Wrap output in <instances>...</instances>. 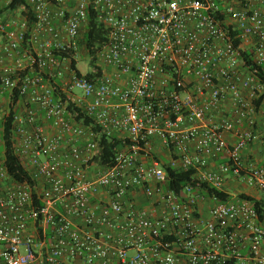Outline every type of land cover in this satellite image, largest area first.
<instances>
[{"label": "built area", "instance_id": "obj_1", "mask_svg": "<svg viewBox=\"0 0 264 264\" xmlns=\"http://www.w3.org/2000/svg\"><path fill=\"white\" fill-rule=\"evenodd\" d=\"M23 1L30 29L0 4V147L16 99L11 150L33 184L0 152V264H264V218L229 192H264V163L241 158L264 85L239 54L264 66V0ZM89 9L107 31L92 64ZM99 135L117 143L106 164ZM166 169L232 198L178 196Z\"/></svg>", "mask_w": 264, "mask_h": 264}, {"label": "trees", "instance_id": "obj_2", "mask_svg": "<svg viewBox=\"0 0 264 264\" xmlns=\"http://www.w3.org/2000/svg\"><path fill=\"white\" fill-rule=\"evenodd\" d=\"M12 11L19 12L20 16L25 19L28 29L32 27L34 20L29 12L28 7L26 6L23 0H5V5L1 9V13L9 14ZM27 33L25 35V39H27L28 36ZM106 38H107V31L99 23L95 12L89 9L87 11V25L85 27V31L82 34L81 43L87 56L91 57V62H90L91 64H92V60L94 59L93 58L94 55L105 44ZM22 47L26 48L27 42H24ZM234 47L238 49L239 44L234 43ZM52 51L54 55L57 57L63 56V52L56 50H52ZM239 52L242 61V67L248 69L251 73H253L254 76L264 85V66H257L252 62L251 52L248 49L242 48L241 50H239ZM71 64L72 66L75 65L73 61L71 62ZM93 72L95 73L98 72V69L95 68V71ZM92 75L88 74L87 76L90 78ZM16 103L17 100L13 99L12 103L9 104L8 106L9 118H8V122L3 126V135H2L3 145L2 147H0V152H2L3 154V165L6 169L7 174L18 183H25L32 185L33 181L29 176V174L25 171L22 165V160L16 157L11 150L10 120L12 115L16 113L15 110ZM258 105L259 103L256 104V106ZM71 118L81 123L82 125L85 126L90 125V121L81 115H73ZM94 131L98 133V130L96 128H94ZM97 145L99 148V155L95 158V161L100 164L109 163L113 157V154L117 149V143L113 139H108L102 135H99L97 138ZM166 180H167L166 187L172 190L178 196H182L183 189L185 188V186L190 185L195 191L201 192V190H203L204 194L215 197L217 202L220 203L230 201L232 198L228 194H223L219 191L206 188L205 186L198 187L191 181L189 173L173 172L169 169H166ZM237 197L240 199L247 200L257 212L260 220L264 218V195H262V197H260L259 199L250 197L245 194H240Z\"/></svg>", "mask_w": 264, "mask_h": 264}, {"label": "crops", "instance_id": "obj_3", "mask_svg": "<svg viewBox=\"0 0 264 264\" xmlns=\"http://www.w3.org/2000/svg\"><path fill=\"white\" fill-rule=\"evenodd\" d=\"M5 4V0H0V4ZM255 130L258 134V141L256 143L248 145L241 153V158L244 162L247 163H253L254 165H261L264 163V143H263V138H264V118H257L256 120V127ZM228 145H230L233 141L231 136L227 137ZM223 161V160H222ZM221 162V161H220ZM237 187V186H236ZM230 187H229V192H230ZM237 189H240L244 192L245 195H248L250 197L259 199L260 195L258 193L260 191H255V190H250V189H245L241 187H237ZM230 194L234 197L231 192Z\"/></svg>", "mask_w": 264, "mask_h": 264}, {"label": "rangeland", "instance_id": "obj_4", "mask_svg": "<svg viewBox=\"0 0 264 264\" xmlns=\"http://www.w3.org/2000/svg\"><path fill=\"white\" fill-rule=\"evenodd\" d=\"M16 16H19V12L16 13ZM77 68L81 72V74H86L89 71V67L87 66V61L85 59L80 60L78 62ZM3 108H4V110H6V107H3ZM230 188H231L230 191L233 195H238L240 193H244L242 190L237 189V187L231 186ZM258 195L262 196V195H264V192H259Z\"/></svg>", "mask_w": 264, "mask_h": 264}]
</instances>
